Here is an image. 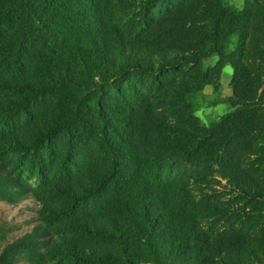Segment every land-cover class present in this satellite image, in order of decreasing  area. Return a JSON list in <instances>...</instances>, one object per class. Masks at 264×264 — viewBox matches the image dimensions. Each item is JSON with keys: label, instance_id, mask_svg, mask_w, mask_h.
<instances>
[{"label": "trees", "instance_id": "trees-1", "mask_svg": "<svg viewBox=\"0 0 264 264\" xmlns=\"http://www.w3.org/2000/svg\"><path fill=\"white\" fill-rule=\"evenodd\" d=\"M256 9L264 1L0 0V91L13 95L0 98V199L32 194L44 222L0 264H264ZM226 65L231 110L208 126L187 95L218 93Z\"/></svg>", "mask_w": 264, "mask_h": 264}, {"label": "rangeland", "instance_id": "rangeland-1", "mask_svg": "<svg viewBox=\"0 0 264 264\" xmlns=\"http://www.w3.org/2000/svg\"><path fill=\"white\" fill-rule=\"evenodd\" d=\"M229 3L242 8L244 6V0H227ZM264 1V0H261ZM257 13L253 19V26L251 30V48L253 56L260 58L264 54V15L259 9H256ZM181 40L174 38V48L177 50H184L185 44L177 43ZM217 56H211L204 60V67L213 66L217 62ZM233 69L230 65H227L220 79V88L218 93L214 90L213 86L207 85L202 90L187 95L188 101H190L195 109V114L201 119V122L205 125H211L216 122L223 114L231 110L230 103L226 102L227 97L225 95L232 94L229 87V81L232 76ZM0 77H5L0 75ZM173 79L179 80L181 77L177 73H173L171 76ZM149 77L144 79L147 85L150 81ZM139 85H144L142 81ZM13 95L0 91V98H10ZM35 111H39L42 114H46L49 111L47 105L40 102ZM31 124L22 122L20 124L21 131L29 134L31 131ZM59 148L63 146V139L57 141ZM21 167H17L18 171ZM29 172L25 170L24 176H29ZM33 183L36 180L30 179ZM41 203L32 194L26 195L16 203H9L0 199V253L2 249L10 242L18 239L19 237L31 232L36 225L44 224L42 216L40 214ZM58 236V234H56ZM40 246L43 245V250H47L48 241L44 243L37 242ZM46 247V248H45ZM49 247V246H48ZM17 264H27V261L23 257H19ZM45 264H74L68 260H63L58 256H51ZM152 264V263H147Z\"/></svg>", "mask_w": 264, "mask_h": 264}, {"label": "crops", "instance_id": "crops-1", "mask_svg": "<svg viewBox=\"0 0 264 264\" xmlns=\"http://www.w3.org/2000/svg\"><path fill=\"white\" fill-rule=\"evenodd\" d=\"M227 66V65H226ZM225 66V67H226ZM224 67V68H225ZM224 68H223V70H224ZM223 70H222V74H223ZM233 74V73H232ZM222 76V75H221ZM232 77V76H231ZM230 81H231V78H230ZM230 81H229V87L231 88V86H230ZM231 91H232V89H231ZM229 96H231V95H229V94H227V95H225V97H229ZM227 102V101H226ZM229 103V102H228ZM231 106V105H230Z\"/></svg>", "mask_w": 264, "mask_h": 264}]
</instances>
